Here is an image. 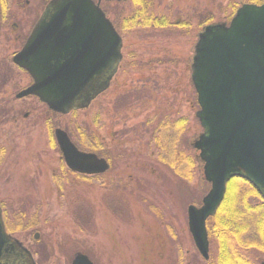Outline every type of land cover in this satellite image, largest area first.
Segmentation results:
<instances>
[{"label": "rangeland", "instance_id": "obj_1", "mask_svg": "<svg viewBox=\"0 0 264 264\" xmlns=\"http://www.w3.org/2000/svg\"><path fill=\"white\" fill-rule=\"evenodd\" d=\"M144 1L150 2L146 19L164 20V27L123 29L121 21ZM253 1L101 3L122 39L123 58L110 88L67 116L9 96L13 109L0 117V204L12 236L36 264H71L78 253L93 264H206L187 228V207H199L209 190L193 148L202 130L190 64L201 29L231 17L227 4ZM2 35L13 38L9 29ZM11 46L1 44L0 55ZM9 76L12 89L29 82L14 69ZM179 120L184 124L176 130ZM54 129L83 152L89 151L79 147L82 135L93 141V153L109 156L107 173L84 178L67 170ZM247 255L264 264L257 253ZM216 257L217 243L210 240L209 261Z\"/></svg>", "mask_w": 264, "mask_h": 264}, {"label": "water", "instance_id": "obj_2", "mask_svg": "<svg viewBox=\"0 0 264 264\" xmlns=\"http://www.w3.org/2000/svg\"><path fill=\"white\" fill-rule=\"evenodd\" d=\"M101 1L53 0L46 7L14 58L33 80L17 98L35 96L49 110L67 115L86 108L108 87L121 60V39L99 9ZM190 70L199 107L195 116L202 128L193 148L210 188L199 208L188 206L187 227L207 261L206 220L223 202L227 183L244 180L264 200V2L241 7L228 26L206 27L198 36ZM54 139L71 172L96 175L108 170L104 160L78 151L63 130L56 129ZM3 241L9 262L16 258L15 264H35L22 244L5 235L0 219V258ZM71 264L92 263L78 253Z\"/></svg>", "mask_w": 264, "mask_h": 264}, {"label": "trees", "instance_id": "obj_3", "mask_svg": "<svg viewBox=\"0 0 264 264\" xmlns=\"http://www.w3.org/2000/svg\"><path fill=\"white\" fill-rule=\"evenodd\" d=\"M145 14L146 12L140 5L130 17L121 21V27L123 29L139 25L148 27L150 24L155 27H164L166 23L164 20L153 17L146 19ZM141 20H144L145 24ZM183 124L184 120H179L173 127H176L177 130ZM82 138V145L79 147L94 152L95 143L87 141V137L85 140L83 135ZM161 139L164 141L165 136H161ZM4 214L7 219L5 212ZM7 225L8 230L12 233L10 223ZM206 231L208 240L217 243L216 260L204 261L206 264L257 263V260H251L247 254L251 251L257 253L258 258L264 257V201L247 182L238 178L231 179L226 185L223 202L215 215L206 221Z\"/></svg>", "mask_w": 264, "mask_h": 264}, {"label": "flooded vegetation", "instance_id": "obj_4", "mask_svg": "<svg viewBox=\"0 0 264 264\" xmlns=\"http://www.w3.org/2000/svg\"><path fill=\"white\" fill-rule=\"evenodd\" d=\"M52 1L53 0H0V45L1 44H7L8 42L12 44V46L10 48L12 50V52L8 53L6 56L0 55L1 56L0 57V117H6L9 113H11V110L13 108L10 109L7 102L10 101L9 96H12V95L14 96V101H23V100L32 101L33 103L36 102L35 104L38 103L39 105H42L47 109V107L44 104H42L38 98H36L34 96H25L23 98H17V95H19L21 92H23L28 87H30L33 84V81L31 80V78L27 74V72H25L23 69L19 68L14 63V58L24 48L34 26L37 24V22L41 18L46 7ZM92 1L96 2V0H92ZM263 2H264V0H255L253 2H249L248 4L245 3V4L238 5V7H234V5L229 6L227 4L225 7L226 11L228 12L226 16H231V17L224 20L223 24H228L230 19L232 18V16L235 14V12L239 8H241L242 6H244V5L260 6ZM101 3H115V2L101 1L100 4ZM132 3L137 5V2L133 1ZM117 4H119V3H117ZM149 4H150V2H147V1H144V3L141 4L142 10L144 12H147V11L149 12L150 7H147ZM138 8H139V6L138 7L136 6V8L134 10L137 11ZM12 9H14L13 12H10ZM220 24H222V23H220ZM205 26H207V25H205ZM205 26L201 29L200 33L204 30ZM8 29H9V34L13 37L10 40L5 39L4 36L2 35L3 31H7ZM116 32L119 35V31L116 30ZM122 58H123V56H122ZM120 64H119V66H120ZM119 66H118V69H119ZM12 69L26 74L29 82L20 88L13 84V89H12L9 85L10 80H12V78L9 76V72ZM117 72H118V70H117ZM117 72H116V74H117ZM114 77H113V79H114ZM113 79L111 80V82H109L108 87L101 93V95L103 93H105L110 88ZM54 115H56V114H54ZM0 121H1V119H0ZM97 156L99 159H102L106 162V164L108 165V170H109L110 169L109 156L107 154H104V156H99V155H97ZM105 173H107V172H105ZM76 175L81 176L79 174H76ZM98 176H101V175H98ZM82 177H84V176H82ZM90 177H96V176H88V178H90ZM87 180L88 179H86V181ZM0 219H1L2 224H3V229H4L5 235L11 237L9 235V231L7 230V228H8L7 223H9V220L6 219V216L4 215L3 209L1 207H0ZM7 247H8V245L5 243V241H3L2 245H1V252L3 251V254H1L0 264H15L14 260L16 258H14L11 262H9V260L7 259V257L10 254V252L6 253Z\"/></svg>", "mask_w": 264, "mask_h": 264}]
</instances>
